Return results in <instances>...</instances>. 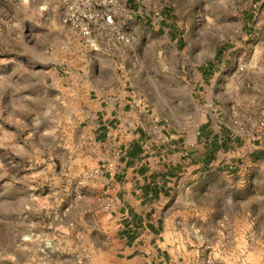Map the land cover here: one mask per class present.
I'll use <instances>...</instances> for the list:
<instances>
[{"label": "rangeland", "instance_id": "obj_1", "mask_svg": "<svg viewBox=\"0 0 264 264\" xmlns=\"http://www.w3.org/2000/svg\"><path fill=\"white\" fill-rule=\"evenodd\" d=\"M171 1L173 18L193 25L187 48L196 59L189 66L219 49L208 82L217 100L208 109L246 142L227 156L230 176L215 180L229 206L251 217L234 224L225 215L217 247L230 250L235 225L258 249L264 245V158L253 153L264 144L258 124L264 121V0ZM61 8L60 0H0V264H97L113 245L111 204L93 185L75 121L88 54L93 60L103 47L92 50L65 25ZM181 63L173 59V69ZM249 258L238 264H264V246Z\"/></svg>", "mask_w": 264, "mask_h": 264}, {"label": "crops", "instance_id": "obj_2", "mask_svg": "<svg viewBox=\"0 0 264 264\" xmlns=\"http://www.w3.org/2000/svg\"><path fill=\"white\" fill-rule=\"evenodd\" d=\"M121 1L130 42L110 43L94 52L93 60L88 54L82 101L75 107L93 185L112 204L113 245L101 251L97 264L250 259L264 245L258 250L247 244L245 231L235 225L230 250L223 254L217 247L225 215L234 224L251 217L250 211L229 206L225 187L215 180L230 176L234 166L227 156L246 144L208 109L217 100L208 82L216 75L219 49L212 59L190 67L188 60L196 59L187 48L193 25L173 18V1ZM174 56L180 68L173 69ZM178 82L183 91L176 89ZM202 107L207 109L199 112ZM192 108L194 115H185ZM253 154L264 158V144Z\"/></svg>", "mask_w": 264, "mask_h": 264}, {"label": "built area", "instance_id": "obj_3", "mask_svg": "<svg viewBox=\"0 0 264 264\" xmlns=\"http://www.w3.org/2000/svg\"><path fill=\"white\" fill-rule=\"evenodd\" d=\"M60 2L61 21L75 30L94 49L104 48L110 43L130 42L125 30L127 21L123 18L127 13V7L121 0H60ZM258 124L260 134L264 135V121Z\"/></svg>", "mask_w": 264, "mask_h": 264}]
</instances>
